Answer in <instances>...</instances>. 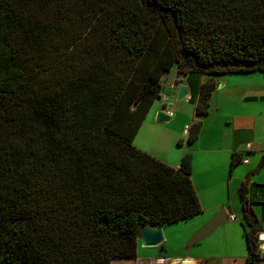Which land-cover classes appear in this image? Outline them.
<instances>
[{
	"label": "trees",
	"instance_id": "1",
	"mask_svg": "<svg viewBox=\"0 0 264 264\" xmlns=\"http://www.w3.org/2000/svg\"><path fill=\"white\" fill-rule=\"evenodd\" d=\"M172 64L197 76L196 115L214 86L200 73L264 75V0H0V264H110L135 255L139 223L201 210L189 153L171 166L132 143Z\"/></svg>",
	"mask_w": 264,
	"mask_h": 264
},
{
	"label": "crops",
	"instance_id": "2",
	"mask_svg": "<svg viewBox=\"0 0 264 264\" xmlns=\"http://www.w3.org/2000/svg\"><path fill=\"white\" fill-rule=\"evenodd\" d=\"M170 69L168 70L167 79L173 78L178 74L175 64L173 72L169 75ZM179 77L180 80L178 84L187 85V92L189 91V94L186 93L183 99L191 104L188 117L180 121L182 126L176 125L171 126V128L162 126L170 132L168 137L160 134L161 129L152 128L147 137L149 139L141 141L139 133L142 134L143 129L141 128L142 124L140 122L132 137V143L136 147L171 166H177L182 154L185 152L189 153V177L201 207L199 212L187 217H196L194 220L195 223L191 227L189 234L205 222L204 220L209 218L218 207H222L226 214L232 213L234 215L229 209V198L231 190L233 189L230 181L235 177L236 181L233 185H236L237 189L239 181L244 177L235 174L233 176L232 167L237 163L245 164L243 172H250L247 176V181L248 184H253V191L251 193L252 200L249 204L259 220V233L264 234V185L259 186V184H264V177H262V174L259 172V169L263 167L264 164L260 167L257 166L259 158L264 151V75L258 70L221 73L211 76L206 73H200L198 75V82H203L210 77L214 81V86L208 95L207 111L205 114L200 115H196L193 110L197 96L195 90V79L197 76L190 73L187 78L186 74H179ZM218 81L221 83L216 85ZM155 100L156 98L151 102L146 112L151 110ZM175 101L171 103L167 110L170 116L168 119L169 121L173 116L176 117L180 113L174 107ZM153 108L154 109L151 110L152 121H154V113L156 111V107ZM210 109L212 110L210 111ZM195 119L200 121L196 136L191 142H186L185 135L182 133V128ZM154 123L160 126L164 122L156 123L154 121ZM176 140H178V143H176ZM244 143H248V147H245ZM232 155L235 163L230 167ZM214 157L217 165L216 169L210 172L212 175V178H210L211 175L209 176L207 167H210L209 163L213 165L214 162L211 160L212 163L209 159ZM241 158H246V162L240 161ZM253 164L257 167L254 171H252L255 168H253ZM253 172L257 174L252 175ZM249 191L248 189L247 196L250 193ZM255 205L258 206V211L255 210ZM235 219L228 220L229 222L226 220L221 223L223 225L227 223L234 228V230L236 229L238 231L235 246L233 247V242H228L229 249L222 254L195 255L185 253L182 256L173 257L157 254L145 258L137 257V251L135 249L134 256L113 257L110 260V264H137L141 261L147 264H168L174 262L181 264L180 260L183 258L185 260L183 262L184 264H208V260L213 256L220 257L221 264H235L239 257V253L235 254L234 251L240 250L239 245L241 246L242 244L239 237L243 239L244 250L241 252L240 256L241 264H244L246 246L242 235L241 220L239 219V227L234 223ZM162 225H160V228ZM138 241L137 239V242ZM159 246L162 247V244L159 243Z\"/></svg>",
	"mask_w": 264,
	"mask_h": 264
},
{
	"label": "rangeland",
	"instance_id": "3",
	"mask_svg": "<svg viewBox=\"0 0 264 264\" xmlns=\"http://www.w3.org/2000/svg\"><path fill=\"white\" fill-rule=\"evenodd\" d=\"M171 68V69H170ZM170 72H173L174 70V64H172L170 66ZM167 75H168V71L165 74H162L159 78V83L160 85H176L178 84L180 77L179 74H176L175 77L167 79ZM215 79V77H214ZM221 82H217L216 85H218ZM187 87V85H186ZM188 88V87H187ZM189 94V91L187 92ZM155 103L152 106L151 110H153V107H156V110L160 108L161 106V98L162 95L159 92L158 96L155 97ZM154 100V98H153ZM152 100V101H153ZM174 107L180 112L176 117H172V119L167 122L162 123L160 126L156 125L154 123V121H152L153 119L151 118V110H149L148 112L145 113L144 117L141 120V128L143 129V133H139V138L141 141H146L148 136H149V132L151 131L152 128H158L161 129L160 130V134L164 135L165 137H168L170 135V132L165 129L166 128H171V126H176V125H181L180 124L181 120L186 119L189 115L190 112V108H191V104H189L188 102L184 101L183 97L179 100H176L174 103ZM212 109H210L211 111ZM165 126V127H162ZM141 129V130H142ZM140 132V131H139ZM212 156V155H210ZM213 165H210V167L208 168L209 171V176L211 175L210 172L214 171L216 169V165L217 162L215 161V157L212 159H209ZM255 164H253V168ZM245 164L243 163H237L235 164L232 169H233V176L235 175H242V177L245 176V174L247 172H243L245 169ZM203 169V168H202ZM259 172L262 174V177H264V166L261 167L259 169ZM239 173V174H238ZM243 173V174H242ZM256 172H253L252 175H256ZM212 178V175L211 177ZM236 181L235 177L231 179L230 184L231 186H233V189L231 190V195L229 198V209L231 212L234 213V215L236 216V219L234 220V223H236V225L239 226V219L241 220V216H240V199L237 195L236 192V185L234 186L233 183ZM255 210L258 211V206L255 205L254 206ZM209 217V216H208ZM195 218L196 217H190L187 219H181V220H177L174 222H170V223H165L161 226V231H162V241L160 242L162 244V247L159 246V244L157 245H153V246H145V245H141L140 241L137 242V246H136V251H137V257H152L155 256L157 254H163V255H167L169 257H173V256H182L185 253H190V254H195V255H205V254H210V255H219L222 254L223 252L227 251L228 248V242H233V247L235 246V240H236V236H237V230L234 228H232L229 224H221L217 227H215L214 229H212V231L205 236L204 238L200 239V241L195 242L192 245H188L187 244V240L189 238V236L199 227H197L195 230H193L192 232L189 231L191 229V227L194 225L195 223ZM208 218H206L207 220ZM204 220V221H206ZM228 221V220H227ZM229 222V221H228ZM263 226H264V222H263ZM240 227V226H239ZM240 233V230H239ZM259 236V235H258ZM240 242H242L241 246L239 245V249L240 250H235L234 248V252L235 254L239 253V257L237 258L235 264H241V252L244 250V245H243V239L241 237H239ZM237 249V248H236ZM233 251V250H232ZM184 258L182 260H180L181 264H184ZM187 261V260H186ZM137 264H147L144 263L143 261L138 262ZM168 264H179L178 262H174V263H168ZM208 264H221V259L218 256H213L212 258H210L208 260ZM258 264H264V257H262L259 261Z\"/></svg>",
	"mask_w": 264,
	"mask_h": 264
},
{
	"label": "water",
	"instance_id": "4",
	"mask_svg": "<svg viewBox=\"0 0 264 264\" xmlns=\"http://www.w3.org/2000/svg\"><path fill=\"white\" fill-rule=\"evenodd\" d=\"M159 92L162 95L161 106L154 113V121L156 123H162L169 119L167 113L171 103L175 100H179L187 93V87L185 84L176 85H160ZM158 96V95H157ZM264 164V151L262 152L257 166L260 167ZM228 220L227 214L222 207H218L217 210L188 238L187 244L192 245L200 239L207 236L212 229L217 227L223 221ZM135 236L140 241L141 245L153 246L162 241V231L160 226H154L148 223L141 222L136 226ZM263 233H259V237H263Z\"/></svg>",
	"mask_w": 264,
	"mask_h": 264
},
{
	"label": "built area",
	"instance_id": "5",
	"mask_svg": "<svg viewBox=\"0 0 264 264\" xmlns=\"http://www.w3.org/2000/svg\"><path fill=\"white\" fill-rule=\"evenodd\" d=\"M187 131H188V126L185 125L182 128V133L184 135H186ZM244 146L248 147V143H244ZM240 161L246 162V158H241ZM227 218H228V220H233V219H235V216L232 213H229V214H227ZM258 235H259V233L257 234V247L259 248L261 256L264 257V236L259 237Z\"/></svg>",
	"mask_w": 264,
	"mask_h": 264
}]
</instances>
